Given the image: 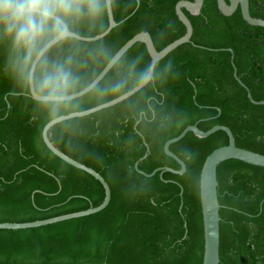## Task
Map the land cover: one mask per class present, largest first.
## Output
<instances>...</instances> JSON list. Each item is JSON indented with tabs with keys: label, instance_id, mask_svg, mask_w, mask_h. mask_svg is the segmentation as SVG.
Masks as SVG:
<instances>
[{
	"label": "trees",
	"instance_id": "obj_1",
	"mask_svg": "<svg viewBox=\"0 0 264 264\" xmlns=\"http://www.w3.org/2000/svg\"><path fill=\"white\" fill-rule=\"evenodd\" d=\"M178 1L119 0L122 31L109 42L121 45L141 29L155 37L170 22L174 30L156 45L161 50L186 32ZM184 10L194 26L192 41L166 56L180 77L154 94L155 115L137 124L118 106L98 126L95 119L87 121L73 138L70 156L108 181V206L39 227L0 229V264H203L200 175L206 157L229 143L228 134L218 130L199 137L189 131L172 143L170 149L186 164L182 174L145 175L135 163L148 150L145 139L150 150L140 170L180 169L165 143L197 122L202 130L226 125L238 146L264 153V105L250 100L234 74L236 67L253 98L264 100V27L248 23L240 7L224 15L217 0H205L198 15ZM250 11L264 18V0H250ZM10 91L0 77V222L34 221L101 204L100 180L39 154L30 114ZM218 181L220 264H264V167L228 159L218 166Z\"/></svg>",
	"mask_w": 264,
	"mask_h": 264
},
{
	"label": "clouds",
	"instance_id": "obj_2",
	"mask_svg": "<svg viewBox=\"0 0 264 264\" xmlns=\"http://www.w3.org/2000/svg\"><path fill=\"white\" fill-rule=\"evenodd\" d=\"M119 10V0H0V77L28 110L39 154L64 168L87 121L98 126L121 106L139 124L155 115L154 94L180 77L156 47L173 25L114 45Z\"/></svg>",
	"mask_w": 264,
	"mask_h": 264
},
{
	"label": "water",
	"instance_id": "obj_3",
	"mask_svg": "<svg viewBox=\"0 0 264 264\" xmlns=\"http://www.w3.org/2000/svg\"><path fill=\"white\" fill-rule=\"evenodd\" d=\"M205 0H179L176 4V13L179 19L186 26V32L181 37L175 39L174 41L167 44L161 50L167 51V55L173 51L175 48L180 46L181 44L191 42L192 36L194 33V26L189 16L185 12L184 9L192 13L193 15H198L202 11V7L204 5ZM220 11L224 15H232L239 7L241 8L244 19L252 24L264 27V18L255 17L251 14L250 11V0H217ZM135 12V11H134ZM118 24V22H117ZM136 35V34H135ZM135 35L129 40H134ZM128 40V41H129ZM230 51H233L232 48H227ZM158 50V49H157ZM234 55L232 56V59ZM238 81L244 85L248 90V97L255 104H263L264 100H256L253 98L250 89L243 83L241 78L238 76L237 68L235 67L234 72ZM137 128V127H136ZM224 130L229 136V143L223 146H220L214 149L205 159L201 175H200V198H201V208H202V217H203V228H204V256H203V264H220V208L221 204L219 202L218 196V166L221 162L226 161L228 159H238L249 164L263 166L264 167V153H260L257 151H253L251 149L240 147L236 144V138L234 136L233 131L230 127L223 124H216L208 130H202L198 127V122L195 124L188 125L178 136L170 138L165 143V151L168 155L175 158L180 164V169H175L170 166L167 167H158L151 173H146L139 169V163L142 159L147 157L149 154V144L144 139V142L147 146V152L141 157L136 163L135 167L138 171L142 172L145 175H154L158 171H161L160 175L163 178V172L165 170L182 174L186 171L185 162L175 154L170 146L172 143L181 140L189 131L194 132L199 137H207L212 133ZM66 154V153H65ZM68 159L74 161L71 165L82 169L94 177H96L103 184L105 188V198L101 204L98 206L91 205L89 208L79 211H74L70 213H65L45 219H39L34 221H23V222H11L5 221L0 222V229H23V228H31V227H39L43 225H48L52 223H56L59 221H64L76 217L87 216L93 213H97L103 209H105L111 201L112 191L108 181L105 177L98 172L93 167L88 166L85 163H82L70 155L66 154ZM165 181H168L165 179ZM184 189H181V196L183 195ZM183 207V200L180 206V210ZM187 225V223H185ZM66 264H110L107 262H77V263H66Z\"/></svg>",
	"mask_w": 264,
	"mask_h": 264
}]
</instances>
